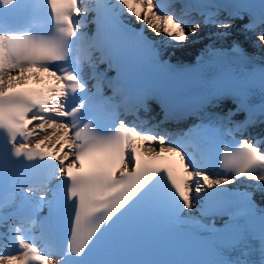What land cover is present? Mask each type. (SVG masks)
<instances>
[{"label": "snow or ice", "instance_id": "1", "mask_svg": "<svg viewBox=\"0 0 264 264\" xmlns=\"http://www.w3.org/2000/svg\"><path fill=\"white\" fill-rule=\"evenodd\" d=\"M207 7L216 11L200 12L205 26L230 27L215 19L229 6ZM165 8L159 0H0V188L7 193L0 210L17 198L21 209L28 208L9 228L12 243L0 251V264H54L25 227L36 225L35 213L45 205L49 216L66 210L70 217L59 264H249L229 253L257 235L264 264V207L255 192L226 187L246 179L264 196V137L250 142L234 135L254 123L247 94L220 90L206 98L209 104L234 98L247 119L233 127L202 122L175 139L120 118L121 110L134 114L145 107L146 93L109 80L113 96L101 94L106 76L95 52L109 67L124 63L141 73L144 52L148 61L171 67L159 60L157 45L175 47L197 36L201 23ZM251 8L233 5L229 19L247 16L245 30L259 26L264 44V0L258 17ZM125 14L142 28L130 27ZM89 23L95 25L92 35L85 30ZM145 29L158 39L150 40ZM108 31L115 38L106 40ZM230 51L246 58L236 42ZM259 71L264 91V67ZM259 110L264 115V100ZM232 115L229 110L221 119L232 123ZM35 176L44 186L58 181L51 198L37 195L30 182H16ZM197 205L199 218L191 214ZM209 216L224 218L222 226L201 219ZM178 230L211 246L215 258H183L190 249L174 241Z\"/></svg>", "mask_w": 264, "mask_h": 264}, {"label": "bare ground", "instance_id": "2", "mask_svg": "<svg viewBox=\"0 0 264 264\" xmlns=\"http://www.w3.org/2000/svg\"><path fill=\"white\" fill-rule=\"evenodd\" d=\"M128 19L132 20L133 18L127 17ZM243 39L246 41L247 44H252L254 42L259 41L257 36H244ZM196 43H194L191 39V36L189 37V40L187 42H185L183 45H179V47H172V46H168L165 47L164 45H159L162 53L164 55H168L170 57H172L173 59H178V58H185L187 55L186 51H191L192 47L195 46ZM241 184L243 186L249 187L250 189H252L255 192V195L258 199H264V196H262L259 192L256 191L254 185L256 184V182L254 181H249L246 179H242Z\"/></svg>", "mask_w": 264, "mask_h": 264}, {"label": "rangeland", "instance_id": "3", "mask_svg": "<svg viewBox=\"0 0 264 264\" xmlns=\"http://www.w3.org/2000/svg\"><path fill=\"white\" fill-rule=\"evenodd\" d=\"M203 35H205V34H203ZM200 36H202V34L200 33V32H198V34H197V38H200ZM236 37L235 38H237V39H240V40H243L244 41V39L243 38H241L242 36H244L243 34H238V35H235ZM193 39H195V37H192ZM232 37H224V38H220V37H217L216 39L217 40H219L220 42H224V39L226 40V39H228V40H230ZM245 42V41H244ZM249 45V48L250 49H252V50H254V49H256V50H258V51H261V52H263L264 53V44H261L260 43V41H257V42H254V43H252V44H248ZM176 48L177 47H179V46H175ZM186 52H189V51H186ZM187 59V58H186Z\"/></svg>", "mask_w": 264, "mask_h": 264}]
</instances>
